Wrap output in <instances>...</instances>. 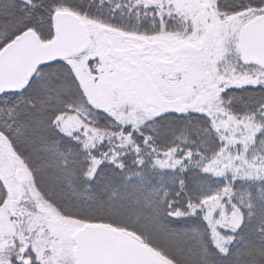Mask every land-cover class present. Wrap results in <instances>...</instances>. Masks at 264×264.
Listing matches in <instances>:
<instances>
[{"label":"snow or ice","instance_id":"obj_1","mask_svg":"<svg viewBox=\"0 0 264 264\" xmlns=\"http://www.w3.org/2000/svg\"><path fill=\"white\" fill-rule=\"evenodd\" d=\"M0 264H264V0H0Z\"/></svg>","mask_w":264,"mask_h":264}]
</instances>
